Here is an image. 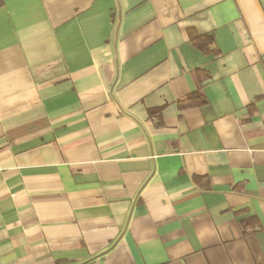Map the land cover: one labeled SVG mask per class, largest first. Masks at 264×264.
<instances>
[{
	"label": "crops",
	"instance_id": "1",
	"mask_svg": "<svg viewBox=\"0 0 264 264\" xmlns=\"http://www.w3.org/2000/svg\"><path fill=\"white\" fill-rule=\"evenodd\" d=\"M0 264H264V0H2Z\"/></svg>",
	"mask_w": 264,
	"mask_h": 264
},
{
	"label": "trees",
	"instance_id": "2",
	"mask_svg": "<svg viewBox=\"0 0 264 264\" xmlns=\"http://www.w3.org/2000/svg\"><path fill=\"white\" fill-rule=\"evenodd\" d=\"M0 4H2V0H0ZM190 37L192 41L202 48L205 52H215L217 53L218 49L217 48H212L213 44V38L210 35H205L204 34H198L192 30H190ZM206 100L201 92H196L186 98H183L179 100V104L181 107H188V106H194V105H201L205 103Z\"/></svg>",
	"mask_w": 264,
	"mask_h": 264
}]
</instances>
